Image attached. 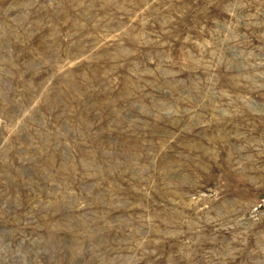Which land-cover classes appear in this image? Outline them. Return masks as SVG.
<instances>
[{"label":"rangeland","instance_id":"rangeland-1","mask_svg":"<svg viewBox=\"0 0 264 264\" xmlns=\"http://www.w3.org/2000/svg\"><path fill=\"white\" fill-rule=\"evenodd\" d=\"M0 264H264V0H0Z\"/></svg>","mask_w":264,"mask_h":264}]
</instances>
